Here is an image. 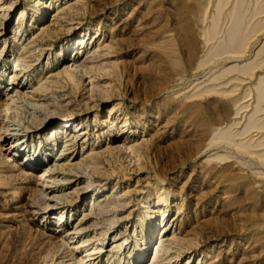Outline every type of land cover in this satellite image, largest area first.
Segmentation results:
<instances>
[{"label":"rangeland","instance_id":"rangeland-1","mask_svg":"<svg viewBox=\"0 0 264 264\" xmlns=\"http://www.w3.org/2000/svg\"><path fill=\"white\" fill-rule=\"evenodd\" d=\"M0 2V264H264V0Z\"/></svg>","mask_w":264,"mask_h":264},{"label":"bare ground","instance_id":"bare-ground-1","mask_svg":"<svg viewBox=\"0 0 264 264\" xmlns=\"http://www.w3.org/2000/svg\"><path fill=\"white\" fill-rule=\"evenodd\" d=\"M2 4L3 3H1L0 2V6H2ZM66 6H73L71 3H69V2H67L66 3ZM216 29V28H215ZM212 30V29H211ZM217 31V30H216ZM209 32V31H208ZM208 32H206V33H208ZM215 32V31H214ZM249 32V31H248ZM235 33V32H234ZM209 34H212L211 32H209ZM214 34V33H213ZM215 35V34H214ZM231 35V34H230ZM235 35V34H234ZM244 35H248V34H244ZM212 36V35H211ZM232 37V36H231ZM237 37V36H236ZM241 38V37H240ZM236 40H240V39H236ZM236 40H235V42H236ZM228 41V40H227ZM243 41V40H242ZM241 41V42H242ZM234 42V43H235ZM102 43H98V44H96V46L95 45H93V46H95L94 47V49H91L92 47H90V48H88L87 50H86V55H84V56H87V54L88 53H90L89 54V58L91 57V58H93L94 59V57H96L95 56V54H96V48L98 47L99 48V46L101 45ZM228 44H229V41H228ZM89 45V44H88ZM102 46V45H101ZM104 46V45H103ZM102 46V47H103ZM97 48V49H98ZM100 49V48H99ZM98 51V50H97ZM81 57L82 56H78V57H76V58H73V60H74V62L77 64V66H82V65H85L87 62H89L88 60H86V59H88V57H83V59H81ZM107 58V57H106ZM109 58V57H108ZM17 66H15V69H17L18 68V66L20 65V58L18 57L17 59ZM107 60V59H106ZM92 63H93V61H92ZM106 63V62H105ZM100 64V63H99ZM25 97V96H24ZM11 100V95L9 94V93H5V98L4 99H2V101H0V115H2V113H3V111H5V110H7V109H9L10 108V106H9V101ZM4 106H5V108H4ZM111 106V111H113V110H115L117 107H116V105H110ZM87 109V108H86ZM82 113H75V112H73V111H71V112H65L64 114H63V116L64 117H62L63 118V121L62 122H64L65 124H67V122H68V119L70 120V119H72V118H75V117H77V116H79V115H81ZM36 119V118H35ZM47 119V118H46ZM46 122V120H41V119H36V127L37 128H39L42 124H44ZM262 127V126H261ZM65 129H64V127H62V128H59V127H54L52 130H51V132L53 133H56V132H63ZM66 132L67 133H65L66 134V136L67 135H69V133H68V130L66 129ZM67 141H69V139H66V142ZM32 149H33V153H32V155H34V153H37L38 151V149H40V144L39 145H36V146H32ZM7 151H9V153H11V151H12V149H10V148H8L7 149ZM7 154V155H10V154ZM12 155V154H11ZM30 155V154H29ZM23 160V158H16L15 160H14V163H13V167H15V168H22V169H25V167H24V165L26 164L25 162H21L22 160ZM10 160H11V158H10ZM28 174H31V175H37V174H35L34 172H30V173H28ZM27 174V175H28ZM97 189H99V190H101V191H104L105 190V185H102V186H99ZM37 191L39 192L40 191V193H41V191H42V188L40 187V188H38L37 189ZM164 200L165 201H168V198L166 197V198H164ZM94 203V202H93ZM60 213L61 214H64V211H60ZM58 220H60V218H58ZM78 228V227H77ZM77 228H75V230L77 229ZM102 228V227H101ZM166 228H167V223H164L163 225H162V227L160 228V230H159V232H161V237H160V241H159V243L157 244L156 242V246L155 245H153V247H152V250H151V252H153V248L155 247V253H154V256L151 258V264H155L156 262H157V251H158V249H159V247H160V245H162V242L165 240V236L167 237V232H166ZM103 230V229H102ZM78 231V230H77ZM76 231V232H77ZM104 231V230H103ZM104 232H106V231H104ZM175 237V236H174ZM174 237H173V240H174ZM172 239V238H171ZM175 239L176 240H178V238L177 237H175ZM89 239H88V237H86V236H83V239L81 240V244L82 245H85L86 244V241H88ZM179 241V240H178ZM64 241H63V238L61 239V241H60V245H63L64 243H63ZM181 242V241H180ZM80 244V245H81ZM90 249V254H94V253H96V248H94V247H92V248H89ZM142 254H143V250L142 249H140V251L139 252H137V255H138V257H141L142 256ZM153 254V253H152ZM150 259V258H149Z\"/></svg>","mask_w":264,"mask_h":264}]
</instances>
